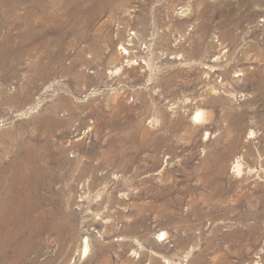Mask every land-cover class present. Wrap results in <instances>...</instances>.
Instances as JSON below:
<instances>
[{"label": "rangeland", "instance_id": "obj_1", "mask_svg": "<svg viewBox=\"0 0 264 264\" xmlns=\"http://www.w3.org/2000/svg\"><path fill=\"white\" fill-rule=\"evenodd\" d=\"M0 264H264V0H0Z\"/></svg>", "mask_w": 264, "mask_h": 264}, {"label": "bare ground", "instance_id": "obj_2", "mask_svg": "<svg viewBox=\"0 0 264 264\" xmlns=\"http://www.w3.org/2000/svg\"><path fill=\"white\" fill-rule=\"evenodd\" d=\"M194 120H195L197 123L199 122V123H201V124H204L205 121H206V116H205L204 112H203L202 110H198V111L196 112V114H195V118H194ZM208 135H209V133H208ZM241 167H242V166H241L239 163H237L236 166H235V168H237V170H238L239 172L242 171V170H241ZM159 237H162L161 239L163 240V239H165V238L167 237V233H166V232H163V233H161V234L159 235ZM88 251H89V245H88V243L86 242V247H85V251H84V253L87 254ZM135 254H136V252H135Z\"/></svg>", "mask_w": 264, "mask_h": 264}]
</instances>
